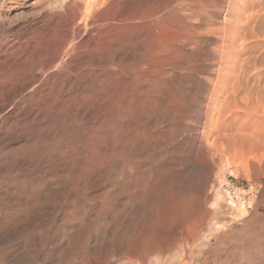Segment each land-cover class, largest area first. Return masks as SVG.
<instances>
[{"label":"rangeland","instance_id":"rangeland-1","mask_svg":"<svg viewBox=\"0 0 264 264\" xmlns=\"http://www.w3.org/2000/svg\"><path fill=\"white\" fill-rule=\"evenodd\" d=\"M134 1L113 8L127 14ZM62 2L0 0V264H264V158H214L199 141L213 42L193 37L172 66L156 65L135 28L119 39L73 30ZM226 3L212 2L197 31L219 24ZM142 66L165 72H143L156 96L142 94ZM222 183L240 190L241 211Z\"/></svg>","mask_w":264,"mask_h":264},{"label":"bare ground","instance_id":"bare-ground-1","mask_svg":"<svg viewBox=\"0 0 264 264\" xmlns=\"http://www.w3.org/2000/svg\"><path fill=\"white\" fill-rule=\"evenodd\" d=\"M54 1H56V0H54ZM61 1L66 2V6H68L69 8H71L73 10V15H74L73 21H72V29L73 30L74 29L76 30V29H79L80 27H82L85 31L87 28H90V29L95 30V32H97V34H104V32L109 31L107 29H111L112 31H114V33H116L117 38L119 39V38H121L120 36L123 35V31H125L127 28L128 29L129 28H135L134 30L138 31L137 33H141V35H140L142 37L141 41L144 42V44H142V45H144V47L141 45L143 47V51H144V53L142 55L143 56L142 59L146 58L147 60H150L152 63H155L156 65H161V66L171 65L172 66V64L175 63V61L177 60L176 53H178L177 51L179 50V48L182 47L184 43H188L189 41H191V39H193V37L200 38L201 35H204L205 36L204 39L211 40L210 42H213L212 43L213 47L212 48L210 47L212 49L211 55L213 58V62L211 63V66L210 65L209 66L213 67V69L208 70L206 76L203 73L204 77L201 75L202 78L200 79L202 84L204 85L203 86L204 88L203 87L202 88L205 89V91L207 92L206 95L204 94L205 95V103L203 102L204 105L202 104L203 110L202 111L200 110V112L197 110L198 111L197 112L198 113V115H197L198 120L197 119L196 120L199 121V123L201 124L200 130L199 131L197 130L198 132H200V139H199V141L201 142L200 145L203 142V145L206 144V146L208 147L207 149L215 151L214 153H210L211 151L210 152L208 151V153L211 157L215 156V157H218L219 159H224L226 161H230L232 158H234L233 153H231L232 151L230 152V150H235L233 152H234V156L236 157L235 158L236 160H237V158L240 157L242 159V163H246V164L248 162H249L248 164H250L252 159L253 160L259 159V161H260L264 158V0H227L226 7L223 10L219 9V10L224 11L223 13L221 12L222 13L221 21L220 22L217 21L219 24L213 25L210 27L207 26V28L203 29L202 31H197V29L199 28L197 25L202 23V22L203 23L206 22L205 19L209 18L208 16H206V13H207L206 8L211 6L212 2L214 3V1H216V0H136L132 4V6L128 5L129 3L126 4L127 6L131 7V8L126 10V11L129 10V12L127 14H124V13H126V12H124L123 14L121 13L120 15H118L117 13L121 12L120 10L122 7L120 8V5L118 3V5L115 6L116 9H114L113 8V2L115 0H61ZM115 3H117V2H115ZM126 3H127V1H126ZM63 5H64V3H63ZM213 7H215V6H213ZM214 10H215V8H214ZM219 10L216 9V11H215V13L217 15L219 14ZM69 11H71V10H69ZM103 12H106L104 15L107 14V17H105L103 15ZM69 14H70V12H69ZM208 14L209 13H207V15ZM115 16H116V18H115ZM103 17H105V18H103ZM213 17H214V15H213ZM217 18H219V17H217ZM127 19H129V22H126ZM106 20H107V22H106ZM98 21H101V23H98ZM211 24H213L212 21H211ZM214 24H216V23H214ZM209 25H210V23H209ZM201 26L203 27V25H201ZM137 28H138V30H137ZM81 31H83V30H81ZM135 31H133L132 33H135ZM85 32H88V31H85ZM137 33H136V35H137ZM105 34H107V33H105ZM101 36H103V35H101ZM131 37H132V35H131ZM111 38H112V36H111ZM116 39H115V41H116ZM136 40H139V38L138 39L136 38ZM113 42H114V40H113ZM116 42L118 43V40ZM136 42H138V41H136ZM136 42H135V44L134 43L133 44L136 45ZM123 43H125V42H123ZM191 44H197V43L195 42V43H191ZM76 45L77 44H74V46H76ZM189 48H191V47H189ZM67 49H65V50H67ZM110 49H111V47H110ZM116 49L118 50V48H116ZM194 49L192 51H194L196 53V51ZM121 50H124V49H121ZM190 50L191 49H189V51ZM186 51H187V49H186ZM198 51H200V48ZM201 52L202 51H200V53ZM181 53L183 54V51ZM205 53H206V51H205ZM207 53H208V50H207ZM184 55H185V53H184ZM189 56H190V53H189ZM198 57H197V59H198ZM140 58H141V56H140ZM191 58L189 60H192ZM203 58H205V57H203ZM183 60L184 59H182V61ZM178 61H179V59H178ZM204 61H205V59H204ZM151 62H150V64H151ZM192 62H193V60H192ZM196 62H195V64H196ZM187 63H189V62H187ZM203 64H202V67H205V66H203ZM206 64H207V62H206ZM148 65H149V63H148ZM161 66H159V69L158 68L153 69V67L151 68V67L142 66L144 68L141 69L142 68L141 67L139 70L140 71L143 70L142 73L146 71L147 74L151 75V73L147 72V71H150V72H152V74H155L156 76H160L161 74L165 73L162 69H160ZM186 66H188V65H186ZM191 66H192V64H191ZM179 67H181V66H179ZM200 67L198 69H199V71H202V70H200ZM184 68H182V70ZM168 69H166V70H168ZM192 69H194V71H195L196 68L194 67ZM172 70H174V69H172ZM206 70H207V68L205 69V71ZM196 71H198V70H196ZM176 72H178V71H176ZM180 73H182V72L180 71ZM194 74H193V76H194ZM141 75L143 77V80H141L142 83L145 86H147L145 89H143L144 87L141 88L142 89L141 91H142L143 95L148 96L147 94L149 92L155 91V90H153L155 80H153L152 77L151 78L145 77L144 73ZM177 75H178V73H177ZM156 76H153V77H155V79H156ZM182 76H184V75H182ZM189 76H191V75H189ZM165 77H167V76H165ZM174 77L175 76H173V77L171 76L172 79ZM186 77H187V74H186ZM192 78L193 77L191 76V80H192ZM192 81H194V80H192ZM159 82L160 81H158V83ZM161 82H162V80H161ZM198 82H199V80H198ZM196 83H195V85L198 84V83L197 84ZM137 84H139V83H137ZM143 84H141V85H143ZM166 84H168V82ZM172 85H173V83H172ZM183 85L184 84H182V86ZM178 86H180V84H178ZM159 87L157 86V89ZM197 88H196V90L198 91ZM184 92H186V91H183V93ZM154 93L155 92H153V94ZM159 93H160V91H159ZM159 93H158V95H159ZM177 93L179 95L178 91H177ZM169 94H167L166 96H168ZM187 94H189V93H187ZM197 94H198V92H195L191 98L195 99L196 97H198ZM161 96H163V95H161ZM166 96H164V97H166ZM169 96L170 97L173 96V98H174L172 100L173 102L175 100V97H177V98L179 97V96H176V94L174 92L171 93ZM152 98L153 97H151V99ZM154 100H157V99H154ZM184 100H186V99H184ZM172 101L169 100L170 103ZM187 101L185 103H187ZM189 101H191V100H189ZM192 101H194V100H192ZM149 102L152 103V101H149ZM149 102H147V104ZM159 103H160V100H159ZM160 104H158V105H160ZM174 104H176V103H174ZM179 104H180V102H179ZM192 104H193V102H192ZM194 104H195V102H194ZM182 105H183V103H182ZM186 105L188 106V104H186ZM189 105H190V103H189ZM142 106H144V104ZM142 106H140V107H142ZM152 106H154V105H152ZM195 106H196V104H195ZM183 107H182V109L181 108L180 109L183 110ZM176 108H177V106H176ZM189 108L190 107H188V109ZM192 108H191V110H192ZM200 108H201V106H200ZM178 109H179V107H178ZM185 109H187V108H185ZM159 110H161V109H159ZM191 110H189V111L191 112ZM195 110H196V108H195ZM195 110L193 112H196ZM170 111H173V110L170 108ZM189 111H187V112H189ZM189 113H188V116H190ZM151 114H152V110H151ZM157 115H158V113H157ZM173 115H172V117H173ZM177 115H178V113H177ZM182 116L184 118V115H182ZM170 117H169V119H170ZM172 117H171V119H172ZM179 117H181V116L179 115ZM199 117H202L203 120L200 121ZM173 119H174V117H173ZM170 120H168V121H170ZM174 122H176V121H174ZM174 122H170V123L172 124ZM177 123H178V121H177ZM179 123H180V121H179ZM189 123H186V124H189ZM177 125H179V124H177ZM183 125H184V123H183ZM197 131H193V132H195V134H196ZM190 132H191V130H190ZM211 135H214V138L212 139V137H211L212 141L208 142L209 141L208 137ZM192 140H194V139H192ZM129 142H130V140H129ZM196 148H198V147H196ZM199 148H202V147L200 146ZM198 150H200V149H198ZM202 151H203V149L200 150V152L205 153ZM205 151H206V149H205ZM198 154L199 153H197V155ZM206 154H207V151H206ZM207 156L208 155H206V157ZM250 156L252 157V159L250 158ZM236 160L234 161L235 163H236ZM213 161H215V159ZM243 165H245V164H243ZM230 208H232L233 210H236L235 211V213H236L237 211L242 210L243 204L239 203V206H237L236 204L231 202ZM236 215H235V217H237ZM230 217H232V216H230ZM241 217H243V216H241ZM220 222L221 221H219L218 223H220ZM234 222H236V221H234ZM221 223H223V222H221ZM216 225H218V224L216 223ZM218 226H220V225H218ZM221 226H223V225H221ZM225 226H227V224ZM214 228H216V227H214ZM225 228H227V227H225ZM245 230H243V231H245ZM251 231L253 232V230H251ZM210 232L212 233V231H210ZM210 232H209V235H210ZM90 233H91V235H93L92 233H94V232H90ZM99 235H101V234H99ZM255 235H257V234H255ZM247 236H248V234H247ZM83 237H85V236H83ZM260 239L262 240V238H260ZM135 243H137V242H135ZM137 244L133 243V245H137ZM79 245L80 244H78V246ZM141 245H142V243H141ZM141 245H140V249L142 250ZM181 245L182 244L180 243V246ZM137 247H139V246H137ZM75 248H78V247H75ZM81 248H82V246H81ZM143 248H145V247H143ZM140 249H138V250H140ZM132 250L133 249L131 247V251ZM177 250H179V249H177ZM185 252H186V250H185ZM134 253H135V251H134ZM134 253H133V255H135ZM151 253H149V254H151ZM77 254H81V253H77ZM159 254H160V252H159ZM143 256H145V258L147 257L146 255H143ZM180 256H178V257H180ZM140 257H142V256L140 255ZM160 259H161V257H160ZM134 260L135 259H132V262L131 263L129 262V263L130 264H143V263H139V262L134 263L133 262ZM155 262L156 261L154 260V263ZM155 264H157V263H155Z\"/></svg>","mask_w":264,"mask_h":264},{"label":"built area","instance_id":"built-area-1","mask_svg":"<svg viewBox=\"0 0 264 264\" xmlns=\"http://www.w3.org/2000/svg\"><path fill=\"white\" fill-rule=\"evenodd\" d=\"M220 186L226 192L231 202H233L234 204L245 203L239 194L240 190L235 189L233 186H230L227 183H222Z\"/></svg>","mask_w":264,"mask_h":264}]
</instances>
